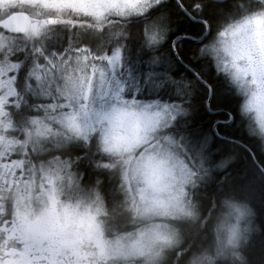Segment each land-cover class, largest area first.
<instances>
[{"label":"clouds","instance_id":"obj_1","mask_svg":"<svg viewBox=\"0 0 264 264\" xmlns=\"http://www.w3.org/2000/svg\"><path fill=\"white\" fill-rule=\"evenodd\" d=\"M197 2L207 6V23L187 53L194 75L182 73L184 97L177 98L175 86L164 96V101L182 106L173 128L169 129L170 115L153 117L159 123L148 133L150 138L135 151L123 153L105 151L99 136L95 145L73 136L59 152L49 137H41L35 189L25 203L34 213L50 207L41 184L46 190L52 185L39 173L40 157L47 160L62 153L71 161L72 175L65 171L55 179V212L62 220L67 215L71 228L81 232L88 229V214H95L104 242L126 254L98 259L95 240L85 238L79 244V264H264V172L251 164L221 175L215 168L207 171L210 166L198 157L193 135L207 136L211 146L217 127L208 120L211 114L223 121L219 138L238 141L225 156L234 166L242 157L237 156L241 147L264 153V0ZM152 30L150 25L149 34ZM166 39L165 33L150 45L141 28L125 34L122 42L129 51L141 46L151 51ZM223 96L234 102L224 104ZM125 107L141 113L143 106ZM131 120L121 123L114 111L105 128L110 135L131 136L135 132ZM73 145L85 149L87 156L74 151ZM4 195L10 209L12 194ZM48 243L46 239L44 244ZM9 246L22 247L14 241ZM60 259L72 264L78 258L68 248ZM39 264L48 261L41 259Z\"/></svg>","mask_w":264,"mask_h":264},{"label":"snow or ice","instance_id":"obj_2","mask_svg":"<svg viewBox=\"0 0 264 264\" xmlns=\"http://www.w3.org/2000/svg\"><path fill=\"white\" fill-rule=\"evenodd\" d=\"M206 23L207 6L197 0H0V264H39L41 259L64 264L60 257L68 248L78 258L72 264H79V244L85 238L95 240L98 259L126 255L104 242L95 214H88V229L81 232L71 228L67 215L62 220L55 212V179L65 171L72 175L71 161L62 153L40 157L39 173L52 185L46 190L41 184L50 207L34 213L25 203L35 189L41 137H49L59 152L73 136L92 145L99 136L105 151L123 153L150 138L159 123L153 117L170 115L173 128L182 106L164 96L172 86L177 98L186 95L182 73L194 75L187 53ZM150 25L155 30L149 34ZM141 28L150 45L166 33L165 43L151 51L142 46L129 51L123 37ZM131 105H142L141 113L125 107ZM208 107H214L211 99ZM114 111L121 123L132 118L133 135H110L105 122L111 123ZM208 120L217 125L211 146L207 136L193 133L198 157L210 166L207 171L215 168L221 175L251 164L264 172V153L241 147L238 165L226 159L238 141L220 139L223 121L211 114ZM73 150L87 156L77 145ZM6 192L12 194L10 209L4 203ZM12 241L22 247H10Z\"/></svg>","mask_w":264,"mask_h":264},{"label":"trees","instance_id":"obj_3","mask_svg":"<svg viewBox=\"0 0 264 264\" xmlns=\"http://www.w3.org/2000/svg\"><path fill=\"white\" fill-rule=\"evenodd\" d=\"M191 46V45H190ZM222 102L226 105H230L234 102V98L231 96H223L222 97ZM203 119V117H201Z\"/></svg>","mask_w":264,"mask_h":264}]
</instances>
